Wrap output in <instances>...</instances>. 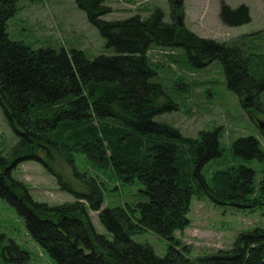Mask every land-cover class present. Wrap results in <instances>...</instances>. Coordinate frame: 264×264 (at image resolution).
Wrapping results in <instances>:
<instances>
[{
    "label": "trees",
    "instance_id": "trees-1",
    "mask_svg": "<svg viewBox=\"0 0 264 264\" xmlns=\"http://www.w3.org/2000/svg\"><path fill=\"white\" fill-rule=\"evenodd\" d=\"M88 22L104 38L113 55L89 59L79 49L32 48L11 40L7 20L18 10V0H0V106L6 121L19 135L10 155L0 152V197L23 217L27 231L58 264H264V227L239 232L229 249L196 258L189 245L174 236L189 225L192 197L242 209H261L264 216V174L247 164H231L202 173L204 164L221 155L217 129L196 137L154 120L174 108L161 104L162 85L152 81L156 71L147 54L152 45L181 47L189 59L207 64L219 60L229 89L253 116L262 111L264 72L253 70L252 54L197 36L183 24V0H168L171 22L156 8L143 19L139 14L108 21L104 0H74ZM220 21L237 26L250 21L247 6L221 5ZM260 128V127H259ZM234 152L264 162V149L254 135L238 138ZM42 153L41 156L39 153ZM53 152L73 165L74 153L85 154L99 166L112 167L125 183L139 182L146 198L102 208V191L95 179L88 192H74L75 200L60 204L34 200L28 186L12 176L24 160H47ZM61 189L70 185L55 173ZM88 210L97 212L111 239L96 232ZM150 230L167 241L160 257L148 243L133 235ZM10 262L30 256L14 242L3 248Z\"/></svg>",
    "mask_w": 264,
    "mask_h": 264
},
{
    "label": "rangeland",
    "instance_id": "rangeland-1",
    "mask_svg": "<svg viewBox=\"0 0 264 264\" xmlns=\"http://www.w3.org/2000/svg\"><path fill=\"white\" fill-rule=\"evenodd\" d=\"M111 12L102 19L123 20L134 14L143 19L159 8L165 22H171L168 0H104ZM230 8L247 6L250 21L227 26L220 21L221 5ZM17 12L7 20L11 40L21 41L32 48L50 47L82 50L89 59L99 54L113 55L114 48L106 46L104 38L92 26L83 10L74 0H18ZM183 24L199 37L238 45L254 59L253 70L264 72V0H183ZM156 74L152 81L162 85L161 104L171 102L174 108L156 114L154 120L176 127L181 134L196 137L200 131L217 129L221 155L209 159L202 168L204 176L217 168L231 164H247L256 170V179L264 174V162L234 152L233 143L240 137L256 136L264 149V122L260 112L251 116L242 100L226 84L223 67L215 59L207 64L191 61L181 47L152 45L147 54ZM264 74V73H263ZM264 111V91L260 93ZM19 141L16 130L6 121L0 106V152L10 155ZM41 156L43 154L39 153ZM70 165L60 154L53 152L47 160L55 173L68 183L72 191L61 189L57 175L40 161L24 160L12 171V176L23 181L34 200L60 204L75 200L74 192H88L86 181L95 179L102 191V208L124 203L136 204L146 198L140 192L143 186L135 181L125 183L112 167L99 166L85 154L74 153ZM96 232L111 239L102 226L96 211L88 210ZM189 225L174 236L189 245L190 257L196 258L217 249H229L239 232L264 227L261 209H242L213 203L206 196L192 197L187 214ZM140 243H148L157 256L167 252V241L150 230L132 236ZM14 242L29 252L24 263L10 262L3 249ZM0 264H58L27 231L23 217L5 199L0 197Z\"/></svg>",
    "mask_w": 264,
    "mask_h": 264
},
{
    "label": "water",
    "instance_id": "water-1",
    "mask_svg": "<svg viewBox=\"0 0 264 264\" xmlns=\"http://www.w3.org/2000/svg\"><path fill=\"white\" fill-rule=\"evenodd\" d=\"M258 125H259L260 128H263L264 129V122H261L260 121V122H258Z\"/></svg>",
    "mask_w": 264,
    "mask_h": 264
}]
</instances>
